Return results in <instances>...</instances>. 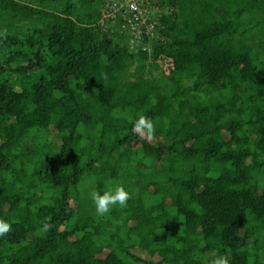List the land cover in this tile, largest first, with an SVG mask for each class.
<instances>
[{"label": "trees", "instance_id": "16d2710c", "mask_svg": "<svg viewBox=\"0 0 264 264\" xmlns=\"http://www.w3.org/2000/svg\"><path fill=\"white\" fill-rule=\"evenodd\" d=\"M113 1L0 0V264H264V0Z\"/></svg>", "mask_w": 264, "mask_h": 264}, {"label": "clouds", "instance_id": "9594fccd", "mask_svg": "<svg viewBox=\"0 0 264 264\" xmlns=\"http://www.w3.org/2000/svg\"><path fill=\"white\" fill-rule=\"evenodd\" d=\"M133 130L141 137L151 139L155 134L154 123L144 115H140L133 124ZM91 199L95 206L96 213L103 216L110 212L113 206L119 205L121 208L127 207V202L130 199V194L122 185H117L113 190L104 191L101 194L98 191L91 193ZM52 225L49 222H44L40 233L50 231ZM11 231V224L4 219H0V236H4ZM210 264H229L227 255H216L211 259Z\"/></svg>", "mask_w": 264, "mask_h": 264}, {"label": "built area", "instance_id": "2783aa9c", "mask_svg": "<svg viewBox=\"0 0 264 264\" xmlns=\"http://www.w3.org/2000/svg\"><path fill=\"white\" fill-rule=\"evenodd\" d=\"M143 2L144 0H114L113 2L109 3V5L110 10L112 6L115 12L122 11L124 15L129 16V20H127L128 25L132 26V24H134V21H140L141 25L146 26V33L153 36V34L150 33L153 28V25L147 26V24H145L146 19L148 20L149 17L144 16V12H146V10L142 8ZM106 15L107 14L104 13V17L108 18L106 17ZM136 27H133L132 30H134Z\"/></svg>", "mask_w": 264, "mask_h": 264}, {"label": "rangeland", "instance_id": "374dc122", "mask_svg": "<svg viewBox=\"0 0 264 264\" xmlns=\"http://www.w3.org/2000/svg\"><path fill=\"white\" fill-rule=\"evenodd\" d=\"M104 12H107V11L104 10ZM114 14L109 13V14L106 15V17H109V16L112 17V16H114ZM119 17L122 18L123 17V14H120ZM140 32L141 31L139 29H137L136 31L131 29L130 32L129 31H126L125 32L126 39H129L131 37V40H130L131 43L130 44H132V43H134L135 41H137L140 38ZM90 185H92V184H90ZM106 254H107V252H104L101 255V257H105ZM132 254H134L135 256H137L139 258H141L142 261H149V260H151V258L147 254L141 252L138 249L132 250Z\"/></svg>", "mask_w": 264, "mask_h": 264}]
</instances>
